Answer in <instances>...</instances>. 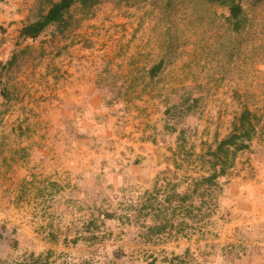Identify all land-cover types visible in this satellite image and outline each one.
Returning a JSON list of instances; mask_svg holds the SVG:
<instances>
[{
    "label": "rangeland",
    "instance_id": "obj_1",
    "mask_svg": "<svg viewBox=\"0 0 264 264\" xmlns=\"http://www.w3.org/2000/svg\"><path fill=\"white\" fill-rule=\"evenodd\" d=\"M50 1L0 0V264H264V0H93L20 42Z\"/></svg>",
    "mask_w": 264,
    "mask_h": 264
},
{
    "label": "trees",
    "instance_id": "obj_2",
    "mask_svg": "<svg viewBox=\"0 0 264 264\" xmlns=\"http://www.w3.org/2000/svg\"><path fill=\"white\" fill-rule=\"evenodd\" d=\"M51 5L47 11L41 12L35 21L25 24L19 32L20 42L27 40L38 39L43 32L49 27L58 26L63 24L66 15L70 9L76 5L81 4L85 7L90 6L93 0H58L50 1ZM230 19H240L244 13L241 5L236 4L234 1L230 4ZM1 96L7 95L5 91L0 90ZM3 94V95H2ZM7 98V97H6ZM2 104L0 102V112ZM257 117L250 111L244 110L233 123L231 133L223 140L218 142L216 147L207 153L208 162L210 164L211 173L204 175L201 179L194 182V190L191 194L180 196L174 193L175 197H179L180 203H187L194 196L204 198L203 196L211 192L218 186V179L227 173L231 168L239 152L244 151L250 147V143L254 134L256 133ZM171 203V201L169 200ZM26 264V263H18Z\"/></svg>",
    "mask_w": 264,
    "mask_h": 264
}]
</instances>
